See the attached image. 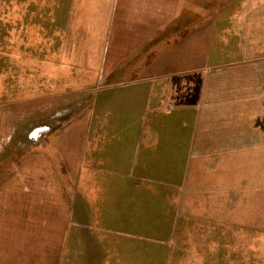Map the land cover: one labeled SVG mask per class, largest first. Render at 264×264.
Segmentation results:
<instances>
[{
  "label": "crops",
  "instance_id": "1",
  "mask_svg": "<svg viewBox=\"0 0 264 264\" xmlns=\"http://www.w3.org/2000/svg\"><path fill=\"white\" fill-rule=\"evenodd\" d=\"M0 9V264H255L264 0Z\"/></svg>",
  "mask_w": 264,
  "mask_h": 264
},
{
  "label": "rangeland",
  "instance_id": "2",
  "mask_svg": "<svg viewBox=\"0 0 264 264\" xmlns=\"http://www.w3.org/2000/svg\"><path fill=\"white\" fill-rule=\"evenodd\" d=\"M5 0H0V2ZM0 9V16H5ZM20 60V61H19ZM18 61L21 62V58H16V64ZM21 64V63H20ZM38 65L39 58L32 57L31 58V68H32V90H31V98H32V106L31 109L36 110L35 114H32V129L35 127H47L49 131V135L54 134L57 130L66 126L72 119H74L77 115V112L81 113L85 111L86 104L84 103H73V105H65L61 104L58 106L53 105L52 109L47 112L46 115H41V118L37 111L40 108V104L38 103L39 90H38ZM59 102H61L59 100ZM51 106V105H50ZM48 106V107H50ZM85 108V109H84ZM84 109V110H83ZM254 211L253 224L255 226L264 225V189L260 191L259 194L254 195V201L252 202V206ZM260 252H256L255 254V264H264V253L262 249Z\"/></svg>",
  "mask_w": 264,
  "mask_h": 264
}]
</instances>
